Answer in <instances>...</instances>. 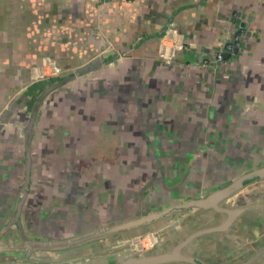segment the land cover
Masks as SVG:
<instances>
[{"label":"crops","instance_id":"obj_1","mask_svg":"<svg viewBox=\"0 0 264 264\" xmlns=\"http://www.w3.org/2000/svg\"><path fill=\"white\" fill-rule=\"evenodd\" d=\"M235 12L247 26L242 51L201 66ZM76 70L43 97L29 140L43 90ZM12 100L0 126V247L21 243V226L38 239L91 235L208 197L160 221L171 229L157 253L205 230L181 252L264 264V180L214 195L264 166V0H0V111ZM99 242L32 252L50 262L5 246L0 264H109L130 249L95 258L113 246Z\"/></svg>","mask_w":264,"mask_h":264},{"label":"water","instance_id":"obj_2","mask_svg":"<svg viewBox=\"0 0 264 264\" xmlns=\"http://www.w3.org/2000/svg\"><path fill=\"white\" fill-rule=\"evenodd\" d=\"M78 74H80V71L78 70H76L75 72H70L67 75H65V77H63L61 80H57L53 83H50V85L43 90V92L36 101L33 112L29 118V123L26 127L27 137L29 138V140L34 129V123L37 117L39 104L42 101L43 97L53 88L61 85L64 80H67L68 77H77ZM13 100L9 103V105L6 108L0 111V126L5 123L6 115L13 105L14 102ZM29 180H30V166L28 167V171L26 174V181L23 188V195L18 203L19 212L22 209L24 197L28 192ZM261 180H264V166L244 173L237 180L233 181L231 185L215 193L214 195L215 197H217L226 194L229 195V193H231V195L238 194V196H240L242 194V189L246 185L253 184V182L256 181L259 182L258 184H260ZM207 198H201L196 201H192L190 203L185 202L180 205L167 207L163 210L150 211L145 214H142L139 217L132 219L114 221L109 224L103 225L99 228H96L95 231L91 233V235L72 236L70 238H63V239H38V238H31L26 236L21 226L20 230L24 237L22 242L15 245L1 244L0 248L3 249L5 246H7L8 248H6V251L7 250H10L12 252L13 251L16 252V250L18 252L23 251L25 253L24 256L16 255V258L21 261L34 260L39 262H50L47 259L48 253H46L45 255H41V257L39 258L36 257L32 258L31 257L32 252L35 251L36 249L38 250H50V249H60V248L72 249L75 246L77 247L84 243H90L92 245L96 244L92 246V247H96L100 245L99 244L100 239L107 238V239H111L112 242L111 244H113V246L111 248H105L104 251H100V250L96 251L94 253L95 258L102 255L101 254L102 252H114L122 248H126V247L130 248L127 254L125 255V258L124 257L114 258L115 260L111 261L109 264H167L170 262L179 264L182 263L183 261H188V263L190 264H202V259L195 258L192 256L188 257L183 252H181V248L186 243H188L192 239V237L199 235L205 230L195 231L180 243H176L175 248L171 250H166L165 252L157 253L159 249H161L162 243L165 242L164 236L167 235L168 228L171 229V227H160L159 223L160 221H162V219L168 218L170 216H173L177 212H181L185 210L190 204L203 205L205 199ZM217 207L220 208V206L218 205ZM234 210L237 212L236 209L232 208L231 213H233ZM137 228H139V231ZM148 233L149 234L154 233L155 240L152 241L151 245H149L148 247H143L142 245L137 243V239L141 238V236ZM166 242H169V240H166ZM4 257L5 255L1 256V258ZM6 257H14V255H6ZM89 258L90 257H87V259ZM70 264H72V262H70ZM88 264H95V263L89 259Z\"/></svg>","mask_w":264,"mask_h":264},{"label":"built area","instance_id":"obj_3","mask_svg":"<svg viewBox=\"0 0 264 264\" xmlns=\"http://www.w3.org/2000/svg\"><path fill=\"white\" fill-rule=\"evenodd\" d=\"M117 0H101L103 3L114 2ZM231 23L233 29L222 41L221 45L213 52L205 55L200 65L209 68H218L225 66L233 61L240 54L244 47V40L247 34V26L242 22L237 12L231 15ZM55 71H61L62 69L54 64ZM61 69V70H59Z\"/></svg>","mask_w":264,"mask_h":264},{"label":"bare ground","instance_id":"obj_4","mask_svg":"<svg viewBox=\"0 0 264 264\" xmlns=\"http://www.w3.org/2000/svg\"><path fill=\"white\" fill-rule=\"evenodd\" d=\"M149 237H150V239H151L150 241L154 240V238H155V236H154L153 234H151ZM139 239H140V238H139ZM139 239H137V240H139ZM140 240H141V239H140ZM141 241H142V240H141ZM137 242H138V241H137Z\"/></svg>","mask_w":264,"mask_h":264},{"label":"rangeland","instance_id":"obj_5","mask_svg":"<svg viewBox=\"0 0 264 264\" xmlns=\"http://www.w3.org/2000/svg\"><path fill=\"white\" fill-rule=\"evenodd\" d=\"M138 241V240H137ZM145 241H147V240H145ZM138 244H142V241L139 239V241L137 242Z\"/></svg>","mask_w":264,"mask_h":264},{"label":"flooded vegetation","instance_id":"obj_6","mask_svg":"<svg viewBox=\"0 0 264 264\" xmlns=\"http://www.w3.org/2000/svg\"><path fill=\"white\" fill-rule=\"evenodd\" d=\"M151 240V239H150ZM139 241V240H138ZM141 245V244H140Z\"/></svg>","mask_w":264,"mask_h":264}]
</instances>
